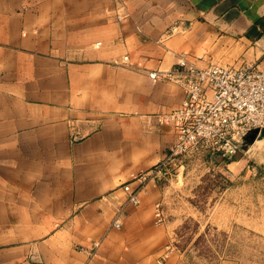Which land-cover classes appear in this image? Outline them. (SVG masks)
Listing matches in <instances>:
<instances>
[{"label":"crops","instance_id":"0c3cea01","mask_svg":"<svg viewBox=\"0 0 264 264\" xmlns=\"http://www.w3.org/2000/svg\"><path fill=\"white\" fill-rule=\"evenodd\" d=\"M180 56L264 67V0H0V264H186L167 183L123 189L174 141L184 90L150 73Z\"/></svg>","mask_w":264,"mask_h":264},{"label":"rangeland","instance_id":"374dc122","mask_svg":"<svg viewBox=\"0 0 264 264\" xmlns=\"http://www.w3.org/2000/svg\"><path fill=\"white\" fill-rule=\"evenodd\" d=\"M175 108L161 119L172 125L174 141L153 167L177 141L175 124L164 120ZM165 163L159 177L168 190L160 201L172 231L167 253L186 264H264V137L245 138L231 155L190 148Z\"/></svg>","mask_w":264,"mask_h":264},{"label":"built area","instance_id":"2783aa9c","mask_svg":"<svg viewBox=\"0 0 264 264\" xmlns=\"http://www.w3.org/2000/svg\"><path fill=\"white\" fill-rule=\"evenodd\" d=\"M123 18L118 16L119 20ZM176 29L173 25L168 33ZM150 77L176 83L183 88L184 97L164 116L177 128V141L167 159L123 185L127 202L134 205L140 204L147 179L166 173L165 161L190 148L231 155L241 150L248 132L264 128V67L255 61L243 60L238 65L209 62L200 66L180 56L170 70L151 72ZM121 212L122 208L112 222L114 227L122 225ZM155 217L157 222L165 220L160 201L155 203Z\"/></svg>","mask_w":264,"mask_h":264},{"label":"water","instance_id":"95a60500","mask_svg":"<svg viewBox=\"0 0 264 264\" xmlns=\"http://www.w3.org/2000/svg\"><path fill=\"white\" fill-rule=\"evenodd\" d=\"M264 137V128L263 129H259V128H256L254 129L252 132H250L245 138L248 140V141H253L255 140L256 137Z\"/></svg>","mask_w":264,"mask_h":264}]
</instances>
